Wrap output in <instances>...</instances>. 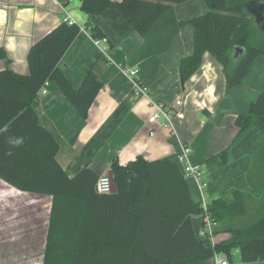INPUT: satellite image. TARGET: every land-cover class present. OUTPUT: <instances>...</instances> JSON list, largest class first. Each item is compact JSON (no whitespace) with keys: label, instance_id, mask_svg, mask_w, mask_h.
Here are the masks:
<instances>
[{"label":"trees","instance_id":"obj_1","mask_svg":"<svg viewBox=\"0 0 264 264\" xmlns=\"http://www.w3.org/2000/svg\"><path fill=\"white\" fill-rule=\"evenodd\" d=\"M187 0H81L91 36L101 37L94 19L103 10L118 11L141 34V46L130 63L141 72H156L158 55L169 48L178 28H193L192 52L179 60L181 80L199 67L205 52L220 64L226 88L241 82L264 41V0H203L204 13L177 20L173 4ZM77 24L59 23L36 40L27 53L28 72L0 70V179L17 190L51 197L42 264H208L214 254L229 263L238 252L243 263L264 262V188L252 182L253 169L264 167V138L252 153L248 180L259 193L257 215L248 227L228 224L247 214L251 194L233 190V200L213 198L204 209L192 202L176 159L147 161L138 155L110 170L115 192L95 188L97 172L88 166L69 176L56 159L58 143L38 122L31 102L45 80L55 82L76 111L85 117L103 83L89 70L77 89L58 62L78 34ZM241 48L242 52L236 49ZM0 60L9 62L5 49ZM139 68L137 70L138 75ZM264 130V92L236 117L238 139L253 124ZM19 140L20 143H16ZM222 152L221 156L225 157ZM264 183V178H263ZM209 216L212 235L230 233L215 242L197 235L193 216Z\"/></svg>","mask_w":264,"mask_h":264},{"label":"crops","instance_id":"obj_2","mask_svg":"<svg viewBox=\"0 0 264 264\" xmlns=\"http://www.w3.org/2000/svg\"><path fill=\"white\" fill-rule=\"evenodd\" d=\"M173 9L177 20H185L204 13L207 7L203 0H187L173 4ZM65 18L80 30L59 60V69L75 89L89 70L103 83L85 117L53 81L31 102L38 122L57 141L56 159L69 176L84 166L99 175L108 174L113 160L125 165L138 155L147 161L174 160L184 144L191 150V160L204 170L202 194L208 206L213 198L231 202L233 190L259 198L248 175L252 153L261 144L264 130L256 123L234 138L238 130L236 117L246 113L264 92V41L261 52L237 85L226 88L222 67L207 52L200 67L183 82L179 60L191 54L193 48V28L188 23L178 28L169 48L158 55L156 72L150 74L151 67L141 72L138 63L129 62L143 38L115 9H105L95 17L102 36L94 38L81 0H0V48L5 49L10 60H0V70L27 73L30 46ZM94 39L100 40L99 45L94 44ZM138 68L140 81L136 78ZM125 69L136 73L124 74ZM135 81L146 91L139 90ZM176 100L181 103L175 105ZM152 102H161L181 113L172 117V128L148 121L156 110ZM251 178L256 185L263 182L262 164L253 169ZM186 181L192 202H200L202 194L197 182L192 178ZM0 182L9 186L1 179ZM203 220L201 215L193 216L194 229Z\"/></svg>","mask_w":264,"mask_h":264},{"label":"rangeland","instance_id":"obj_3","mask_svg":"<svg viewBox=\"0 0 264 264\" xmlns=\"http://www.w3.org/2000/svg\"><path fill=\"white\" fill-rule=\"evenodd\" d=\"M8 185L0 182V264H42L51 197L23 192ZM258 185L264 188L263 182ZM256 199L258 197L247 200L245 216L233 217L228 224L234 228L248 227L258 213ZM214 226L213 223L211 229ZM229 236L230 233H219L212 240L223 241ZM232 258L229 264H264L261 261L243 263L236 251ZM208 262L213 264L214 257Z\"/></svg>","mask_w":264,"mask_h":264},{"label":"built area","instance_id":"obj_4","mask_svg":"<svg viewBox=\"0 0 264 264\" xmlns=\"http://www.w3.org/2000/svg\"><path fill=\"white\" fill-rule=\"evenodd\" d=\"M64 21L67 24H72V21L69 20V18H65ZM104 40V39H103ZM95 45H99L100 40L94 39L93 40ZM124 74L127 75H134L136 73V70L132 69H125ZM49 84L48 80H45L40 89L38 90L37 94L40 95L45 87ZM135 86L139 88L141 91H146V88L144 86H141L137 81H135ZM155 107V112L151 114L148 118V121L151 123H157L162 128L170 129L173 127L172 123V117L173 116H181V113L175 112V110L171 107H167L161 102H152ZM180 100H176L175 105L180 104ZM190 148H188L186 145L182 144L179 152L176 154L175 159L176 162L180 165L181 170L185 178H192L197 182V186L202 194L203 192V184H202V177L204 170L200 163L194 162L190 158ZM111 179L108 176V174H102L97 178L95 188L98 192L101 193H109L111 191ZM204 209L208 207L206 204L205 197L201 196L200 202H199ZM212 219L206 215L205 222L198 228V236L201 238L209 237L212 239ZM213 264H229V261L227 258L220 254H214V263Z\"/></svg>","mask_w":264,"mask_h":264},{"label":"water","instance_id":"obj_5","mask_svg":"<svg viewBox=\"0 0 264 264\" xmlns=\"http://www.w3.org/2000/svg\"><path fill=\"white\" fill-rule=\"evenodd\" d=\"M235 49H236L235 55H237V52H239V53L242 52L241 48H239V47H237ZM108 176L110 177L111 184H112V187H111V191L110 192H115L116 191V186H115V183L113 181V175H112L111 170L108 171Z\"/></svg>","mask_w":264,"mask_h":264},{"label":"clouds","instance_id":"obj_6","mask_svg":"<svg viewBox=\"0 0 264 264\" xmlns=\"http://www.w3.org/2000/svg\"><path fill=\"white\" fill-rule=\"evenodd\" d=\"M16 143H20V141H19V140H17V141H16Z\"/></svg>","mask_w":264,"mask_h":264}]
</instances>
